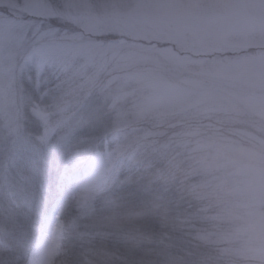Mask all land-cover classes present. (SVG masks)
<instances>
[{
    "label": "rangeland",
    "instance_id": "obj_1",
    "mask_svg": "<svg viewBox=\"0 0 264 264\" xmlns=\"http://www.w3.org/2000/svg\"><path fill=\"white\" fill-rule=\"evenodd\" d=\"M6 3L0 0V131L14 134L43 110L30 111L10 54L31 28V21L13 24L14 14L42 18L45 30L36 39L44 44L25 59L57 58L63 91L45 102L47 111L82 104L75 118L105 126L116 159L148 136L180 138L174 164L193 168L201 194L222 206L209 240L225 244L232 261L264 264V0H17L16 9ZM111 167L98 161L75 184L77 210L87 208L86 216ZM73 189L64 202L57 196L36 212L28 264H59Z\"/></svg>",
    "mask_w": 264,
    "mask_h": 264
},
{
    "label": "trees",
    "instance_id": "obj_2",
    "mask_svg": "<svg viewBox=\"0 0 264 264\" xmlns=\"http://www.w3.org/2000/svg\"><path fill=\"white\" fill-rule=\"evenodd\" d=\"M59 107L61 103L56 106ZM156 139L148 136L120 158L138 164L142 198L127 200L113 193V179L108 176L102 191L92 201L94 211L76 224L80 218L77 216L80 185L68 187L58 195L64 202L74 188L67 200L71 212L68 216L64 214L66 230L59 264L240 263L222 252L225 244L217 246L209 240L217 232L222 206L213 201L210 204L209 195L201 194L203 187L193 168H187L179 160V167L174 164L175 150L183 141L173 137L171 141ZM42 195L38 194V198ZM9 217L16 222L6 223L0 213V264H28L37 234L31 233V223L37 214L32 213L26 220L22 201L18 209L10 211ZM12 231L14 238L9 235ZM252 263L255 262H241Z\"/></svg>",
    "mask_w": 264,
    "mask_h": 264
},
{
    "label": "snow or ice",
    "instance_id": "obj_3",
    "mask_svg": "<svg viewBox=\"0 0 264 264\" xmlns=\"http://www.w3.org/2000/svg\"><path fill=\"white\" fill-rule=\"evenodd\" d=\"M6 6L16 9L17 0H7ZM4 19L0 13V22ZM27 21H31V28L20 48H13L10 54L18 70V86L33 105L30 111L43 110L38 117H26L14 134L7 129L0 131V213L6 223L16 222L9 213L18 209L22 201L26 220L39 212L63 190L80 183L98 161L112 165L109 176L113 179V193L127 200L142 198L138 164L114 157L111 133L105 126L86 127L77 121L75 114L84 107L82 104L70 103L56 114L47 111L45 102L54 101L62 93L64 77L55 70V56L25 59L33 47L44 44L36 37L45 30L42 18L14 14L12 19L13 24ZM49 27L58 29L59 25ZM40 193L43 202L38 199ZM87 212V208L82 209L77 216L85 218ZM9 235L14 238L15 232Z\"/></svg>",
    "mask_w": 264,
    "mask_h": 264
}]
</instances>
